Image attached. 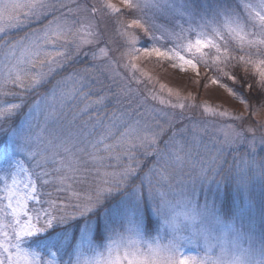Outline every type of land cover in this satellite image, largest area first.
I'll return each instance as SVG.
<instances>
[{
    "label": "snow or ice",
    "instance_id": "6c2138e0",
    "mask_svg": "<svg viewBox=\"0 0 264 264\" xmlns=\"http://www.w3.org/2000/svg\"><path fill=\"white\" fill-rule=\"evenodd\" d=\"M145 56L185 78L191 70L204 88L234 82L245 111L210 131L176 104L152 107L155 92L118 71ZM262 113L264 0H0V264H215L214 252L264 264L253 247L264 236L197 199L235 146L247 144L256 164ZM149 211L155 238L145 236ZM54 226L62 242L47 257L26 246Z\"/></svg>",
    "mask_w": 264,
    "mask_h": 264
},
{
    "label": "rangeland",
    "instance_id": "374dc122",
    "mask_svg": "<svg viewBox=\"0 0 264 264\" xmlns=\"http://www.w3.org/2000/svg\"><path fill=\"white\" fill-rule=\"evenodd\" d=\"M113 2L118 3V0H113ZM138 46H143L142 42L138 43ZM124 63H127V60H125ZM135 63L138 66L136 69H132L131 65H129L128 68L121 67L118 71L127 78H131L134 75L140 83L137 84L136 81H133L132 87L138 88L141 94H147L148 89L155 92L159 99L156 101H148V104L152 107L171 110V104H176L177 108L175 110L177 112H185V115L188 116V119L185 121L186 123L191 124L195 121L201 126L208 125L209 130L212 131L221 128L222 122L231 120L238 112L245 111L240 98L233 96L232 93L228 91L229 87L226 85L225 87L213 85L206 79L204 83H207L208 87L204 88L202 84L197 85L195 83L199 78L196 77L195 73L191 72V70H188L187 78H185V74L181 72L180 69H173L170 62H161L156 57H140ZM198 69L203 77H210L213 75L210 72L211 70L205 71L203 63L198 64ZM239 72L243 74V67H241ZM160 100H163L164 103H160ZM181 103L186 105L187 111L179 107ZM223 112H227L229 115L220 116L219 113ZM189 113H191L190 116ZM261 115H264V113ZM259 118V116L254 117V119ZM253 143L256 164H246L251 152L247 144L241 143L235 146L230 149L227 154L228 163L225 165L227 171L221 176L220 181H208L206 185L198 189L197 199L200 202L208 201L214 205L225 223L231 222L237 226H248L251 228L252 232L259 237L264 236V225L261 226L260 224V218L263 213L262 208L256 201L252 202L248 199L246 194L247 189H243L244 186L247 188L254 186L257 194H259H254L257 196V199L259 200L260 197L264 198V160L260 159L264 157V144L260 143L258 138ZM49 167H51V165H49ZM242 168L244 169L243 173L240 172ZM240 175L246 177L244 186L238 183L237 178ZM225 186H228L227 190L230 192V196L240 195L239 192H241V196H244L243 198H233L234 205L232 209L234 215L231 218L223 216L216 203V200L219 201L221 199ZM53 188L54 186H49L46 189H41V191H53ZM54 195L56 194L54 193ZM61 195H67V193ZM33 205H35L36 208L40 207L35 201H29V207L32 208ZM147 215L149 216L147 218L151 221V228L146 227L145 236L148 238H155L161 233L160 221L157 217L152 215L150 211ZM79 223H82V221H79ZM77 224L78 221L72 222V233L75 227H77ZM62 227L66 228L68 226ZM54 228L57 227L54 226ZM77 229V237L71 249L75 247L79 237V228L77 227ZM49 230L51 229L47 231ZM60 231L61 228L58 230L56 229L52 234L57 235ZM30 238L32 237H27L25 240L28 241ZM97 244L102 246L103 241L98 240ZM29 248L36 250L33 247ZM191 250L194 251V249ZM47 255L48 253L45 257H47ZM57 259L59 260L60 258L57 256Z\"/></svg>",
    "mask_w": 264,
    "mask_h": 264
},
{
    "label": "trees",
    "instance_id": "16d2710c",
    "mask_svg": "<svg viewBox=\"0 0 264 264\" xmlns=\"http://www.w3.org/2000/svg\"><path fill=\"white\" fill-rule=\"evenodd\" d=\"M241 67L238 69V71L241 70ZM222 82L229 88H231L233 86V83H234V82L226 81V80H222ZM236 87H237V91H238L239 90V86H236ZM227 189H228V186H225L224 189H223V193H222L221 199L219 201L216 200V203H217V206L219 207L221 213L223 214V216H225L226 218H228V217L231 218L234 215V213H233L234 211L232 209V206L234 205L233 198H235V197L243 198L244 196H241L242 195L241 192H239L240 195H237V196L232 195V196H230L229 195L230 192ZM243 189L244 190L247 189V193L246 194H247L248 199H250L252 202L256 201L258 203V205L261 206L263 213H262V216L260 218V224H261V226H263L264 225V198L260 197L259 200L257 199V196H255L254 194H256V195H259V194H257L254 186L253 187L250 186L248 188L244 186ZM147 217H149V216L147 215ZM147 217H146V220L150 221ZM147 221H146V225H147ZM56 227L57 228H53V229H51L49 231H46L43 234H39V235L33 236L28 241L25 240L26 241V246L35 248L36 250L41 252V254L43 256H45L47 254V247L51 246V244L53 242L56 243L57 247H59L60 243L62 242V237L58 238V235L52 234L53 231H55L56 229L58 230V229L61 228L59 226H56ZM77 230H78L77 227H75V230L73 231L72 237H71V239L68 241V243L66 245L68 250L69 249L71 250L72 245L74 244V241H75V239L77 237ZM53 249H54V251L56 250L55 248H53ZM58 257L60 258L59 253H58Z\"/></svg>",
    "mask_w": 264,
    "mask_h": 264
},
{
    "label": "clouds",
    "instance_id": "9594fccd",
    "mask_svg": "<svg viewBox=\"0 0 264 264\" xmlns=\"http://www.w3.org/2000/svg\"><path fill=\"white\" fill-rule=\"evenodd\" d=\"M253 247L264 252V241L260 239H256L253 242ZM213 260L215 264H231L232 254L229 252L228 254H219L218 252H214L212 254ZM209 264H213V261H210Z\"/></svg>",
    "mask_w": 264,
    "mask_h": 264
}]
</instances>
